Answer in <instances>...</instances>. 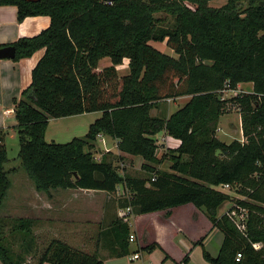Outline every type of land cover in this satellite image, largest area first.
<instances>
[{
	"label": "trees",
	"instance_id": "16d2710c",
	"mask_svg": "<svg viewBox=\"0 0 264 264\" xmlns=\"http://www.w3.org/2000/svg\"><path fill=\"white\" fill-rule=\"evenodd\" d=\"M211 0H0L17 8V21L47 16L50 25L38 35L10 45L18 62L44 49L31 74V84L15 101L13 127L18 137L21 168L38 193L91 190L126 195L120 208L148 215L192 205L204 210L223 235L218 255L204 248L209 264H264V0H227L221 8ZM191 7H190V6ZM166 43L176 58L153 48ZM109 58L112 66L98 70ZM129 61V74L115 67ZM251 84L249 94L222 100L228 85ZM189 97L178 111L166 115L160 104ZM235 107L243 142L229 144L216 136L220 118ZM155 111L156 115L151 113ZM100 113L81 138L48 143L50 120ZM164 133L180 142L158 157L155 136ZM117 142L120 152L143 160L142 177L121 174L111 154L95 159L99 136ZM169 162L167 170L159 166ZM0 143V214L11 175ZM154 179V180H153ZM216 187L235 191L233 198ZM226 204L229 209L218 217ZM245 212V230L228 213ZM0 217V264H25L24 257L3 243ZM13 233L30 253L33 219H11ZM130 227L118 217L99 233L113 258L129 255ZM33 238V241L30 239ZM202 240L195 245L201 246ZM31 243V244H30ZM96 243L97 248L101 245ZM160 248L150 245L146 251ZM241 258L236 261L237 255ZM188 263V257L183 258ZM37 264H103L97 256L52 239Z\"/></svg>",
	"mask_w": 264,
	"mask_h": 264
},
{
	"label": "crops",
	"instance_id": "0c3cea01",
	"mask_svg": "<svg viewBox=\"0 0 264 264\" xmlns=\"http://www.w3.org/2000/svg\"><path fill=\"white\" fill-rule=\"evenodd\" d=\"M49 25L50 19L47 16L29 17L19 23L17 21V8L14 6H2L0 7V45H10L20 38L34 37L43 30H46ZM44 52L45 50L41 49L35 52L31 57L21 59L18 62H14L10 59L0 60V130L15 132L13 129L16 125V120L14 118V102L20 99L22 92L31 84L32 70L43 57ZM151 114L156 115V112L154 111ZM83 115L71 117V119L63 118L50 120L45 135L46 141L48 143L54 142L63 144L66 141L69 142L71 139L82 137L87 133V127L101 116L100 113H91L93 117H91V121L84 128V132L81 126L79 129L68 130L65 133L69 135V138H67L68 140L62 141V131H66L68 128L77 125L80 122L79 118H83ZM65 120L70 121L66 122ZM51 123L53 124L52 129L50 128ZM76 131L82 134L77 135ZM5 137L6 134L3 132V135L0 136V143L3 142L4 145L6 143ZM166 141V145L170 149H176L180 144L179 141L165 135L162 144H160L161 148H164V142ZM169 141H172L174 144ZM106 153L111 154V160H113L112 154H116V159L121 160L122 164L125 162V158L130 157L132 161L130 164H135L136 169L139 170L143 164V160L140 157H132L120 152L117 148L116 141L101 135L97 138L94 154L101 158V156ZM8 166V169H10V164H8ZM18 173L19 171L11 175V179ZM69 191L83 193L84 208H88V205L95 207L97 212L96 215L99 216V220L97 221L99 230L96 235V243H98L99 233L109 227L110 223L117 218V213L119 209H121V200L118 199L121 198L119 193L112 195L91 190ZM54 192L56 191L51 192L49 196L45 195L49 200L43 201L41 205V210L43 213H46L47 217H45L43 221H40L41 219H35V223H42L43 227L46 226V229H48V227L50 228L51 225L52 218L49 215L53 211V204L51 202L53 201ZM118 195L119 197H116ZM93 198L102 200V203L99 202V200H93ZM225 206L226 205L218 210V217L224 214ZM131 218L133 222L129 224V227L131 234L135 237V241L129 244V249L132 244H136L137 251H134L133 255L137 253L140 257L139 259H141V252H145V261L148 264H183L182 261L185 256L188 257L187 264H209L203 259L202 249L204 248L212 257H216L223 241L222 233L211 225L205 215V211L198 210L192 205H186L171 210V214L168 216L166 212H159L148 215L133 214ZM201 239H203L201 246L195 245ZM152 244H156L160 248L146 251L145 249ZM100 245L101 246L98 248L96 246V251L94 252L104 250L106 254L102 257L103 264L112 262L111 259L113 257L109 254V251L103 247L102 244ZM97 249L99 250L97 251Z\"/></svg>",
	"mask_w": 264,
	"mask_h": 264
},
{
	"label": "rangeland",
	"instance_id": "374dc122",
	"mask_svg": "<svg viewBox=\"0 0 264 264\" xmlns=\"http://www.w3.org/2000/svg\"><path fill=\"white\" fill-rule=\"evenodd\" d=\"M226 2L227 0H211L209 2V6L211 8L218 9L225 5ZM150 45L161 53L176 58L174 52L166 46L165 42H151ZM128 65L129 61L125 59L122 61L121 65L116 66L115 70L117 75L120 77L128 75ZM110 66H112L110 59L105 58L98 63L97 69L102 70ZM239 87L243 91H251L252 89L251 84H239ZM230 98V94H227L226 99L228 100ZM188 100L189 97H181L176 100H167L160 104V108L168 116L184 107ZM227 110L228 111L220 118L218 122L216 136L219 140L225 142L226 144H229L235 140L243 142L244 139L242 137L241 131L240 114L238 110L235 107H231V105L227 106ZM82 117L83 118H79L80 122L78 124L76 123L77 125L68 128L66 131H62V141L68 140L67 138H69V135L65 134L68 130L79 129V127L81 126L83 127L84 132V128L87 124H89L93 115L86 114ZM65 121L69 122L70 120ZM52 126L53 124L51 123V129ZM3 132L6 134L5 148L9 160L6 167L8 168V164H10L11 168L19 170V173L11 179L12 185L7 192V197L4 201L3 208L0 214V217L5 219L1 227L2 237L5 239V243H3V245L7 249H10V251L12 250L16 254H21L24 257L25 264H37L39 256L52 239H58L66 243L73 249L95 255L98 259L102 260V257L104 254H106V252L99 249H97V251L99 250L98 252H94L96 251L97 245L96 235L99 230V225L97 224L99 216L96 215L97 212L95 210V207H91L90 205H88V208H84L82 192H70L69 190L62 189L54 190L56 192H54L55 194L53 195V201L51 202L53 204V211L49 215L52 218L50 228L48 227V229H46V226L43 227L42 223H34V226L31 228V234L34 238L33 246H30V253L24 252V249L27 248L26 244L28 243V241L25 242L23 239H21L20 235H18L20 233H13V224L10 222V220L21 218L33 219L34 222H36L35 219H41L40 221H43L44 218L47 217V215L41 210V205L43 201L49 199L43 193L36 194L38 192L35 191L32 181L26 176L24 170L20 166V162L17 159L19 145L16 132L13 133L10 130H0V136L3 135ZM78 132L79 131H76L77 135L79 134ZM164 137V133H159L155 136V139L157 140V143L159 145L158 157L165 154V151L172 150L167 147V141L164 142V148H161L160 144H162ZM169 142L174 144L172 141ZM65 143H68V141H66ZM113 155L114 154H112L114 160L113 164L118 169L119 173H125L135 177H142V172L139 169H136V165L133 163L130 164V162H132L130 157L125 158V162L122 164L121 160L116 159V154L114 156ZM95 159L100 160V157L95 154ZM159 167L160 169L167 170L169 167V162L164 161L163 164ZM215 189L223 193H228L233 198V200L243 199L242 196L237 194L235 191H230L228 188L216 187ZM122 190L123 189L121 186L117 187L116 193H119L121 198L118 199L120 200H122L126 195V192H123ZM119 195L116 197H119ZM94 199L95 201L99 200L97 198H93V200ZM99 202L102 203V200H99ZM230 206L231 204H226V206L224 207L225 212L229 209ZM131 219L132 218H130V220ZM130 222V224H132L133 221L131 220ZM33 238L30 239L33 241ZM134 251H137L136 244H132L130 246L128 256L122 258H112V262L107 264H148L145 261V252H141V259L131 261V257Z\"/></svg>",
	"mask_w": 264,
	"mask_h": 264
},
{
	"label": "built area",
	"instance_id": "2783aa9c",
	"mask_svg": "<svg viewBox=\"0 0 264 264\" xmlns=\"http://www.w3.org/2000/svg\"><path fill=\"white\" fill-rule=\"evenodd\" d=\"M250 91H243L242 89H240L239 85L236 87V89H231L228 85L225 87L224 90H222L220 92L221 94V99L222 100H227L226 99V95L230 94L231 98L238 96V95H245V94H249ZM225 96V97H224ZM154 180V179H153ZM132 214V210L130 207H127L125 209H119L118 213H117V217L118 219H120L122 222L127 223L128 225L130 224V218H131ZM228 216L234 221H236L235 223L237 224L238 228L240 230H245V212L242 211V213L240 215H236V213L234 211L229 212ZM129 243H133L135 241V237L134 235H130L129 236ZM140 257L139 255L136 253L131 257V261L133 260H138ZM241 258V255L238 254L236 261H239V259Z\"/></svg>",
	"mask_w": 264,
	"mask_h": 264
},
{
	"label": "water",
	"instance_id": "95a60500",
	"mask_svg": "<svg viewBox=\"0 0 264 264\" xmlns=\"http://www.w3.org/2000/svg\"><path fill=\"white\" fill-rule=\"evenodd\" d=\"M26 2H37L40 0H23ZM15 57V49L13 47H3L0 48V60L10 59L12 60Z\"/></svg>",
	"mask_w": 264,
	"mask_h": 264
}]
</instances>
